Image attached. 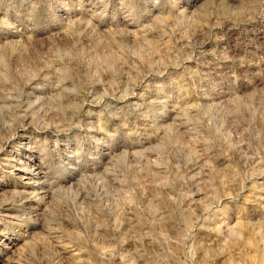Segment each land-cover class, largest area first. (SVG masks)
<instances>
[{"label": "rangeland", "instance_id": "rangeland-1", "mask_svg": "<svg viewBox=\"0 0 264 264\" xmlns=\"http://www.w3.org/2000/svg\"><path fill=\"white\" fill-rule=\"evenodd\" d=\"M0 264H264V0H0Z\"/></svg>", "mask_w": 264, "mask_h": 264}, {"label": "bare ground", "instance_id": "bare-ground-1", "mask_svg": "<svg viewBox=\"0 0 264 264\" xmlns=\"http://www.w3.org/2000/svg\"><path fill=\"white\" fill-rule=\"evenodd\" d=\"M24 144V143H23ZM20 146H21V144H20ZM24 146V145H23ZM32 146V145H31ZM24 150H26V151H30L29 149L27 150V148L25 147L24 148ZM21 152V151H20ZM24 154V153H23ZM26 154V153H25ZM19 155V154H18ZM27 155V154H26ZM13 156V155H12ZM15 157V156H14ZM14 157H12V158H14ZM25 157H27V156H25ZM15 159H16V157H15ZM19 159H23V158H18L17 160H19ZM26 159V158H25ZM33 160V159H32ZM8 161V160H7ZM11 161V160H10ZM41 161V160H40ZM31 162V161H30ZM37 162V161H36ZM38 163V162H37ZM43 164V163H42ZM29 165V163L26 165V167H25V169H24V171H25V175H23L24 177H28V179H32V178H38L39 177V174H40V168H39V170H38V167H40V166H37V167H34L33 165V167L32 168H30V165ZM34 165H36L35 163H34ZM42 167V166H41ZM43 171V170H42ZM46 176V175H45ZM21 177V176H20ZM19 177V178H20ZM27 180V179H26ZM34 181V180H33ZM38 181V180H37ZM29 182V181H28ZM31 182V181H30ZM26 183V182H25ZM28 185V184H27ZM44 186V185H43ZM44 187H46V186H44ZM27 188V187H26ZM37 188H39V187H37ZM48 188V187H47ZM44 190V189H43ZM29 191V190H28ZM45 191V190H44ZM47 194V193H46ZM48 195V194H47Z\"/></svg>", "mask_w": 264, "mask_h": 264}]
</instances>
